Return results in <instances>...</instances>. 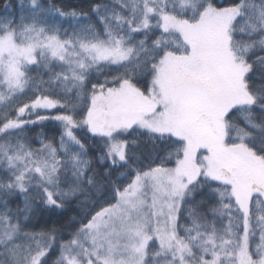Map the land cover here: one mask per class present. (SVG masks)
<instances>
[{
    "label": "snow or ice",
    "instance_id": "snow-or-ice-1",
    "mask_svg": "<svg viewBox=\"0 0 264 264\" xmlns=\"http://www.w3.org/2000/svg\"><path fill=\"white\" fill-rule=\"evenodd\" d=\"M3 7L0 264H264V0Z\"/></svg>",
    "mask_w": 264,
    "mask_h": 264
},
{
    "label": "trees",
    "instance_id": "trees-1",
    "mask_svg": "<svg viewBox=\"0 0 264 264\" xmlns=\"http://www.w3.org/2000/svg\"><path fill=\"white\" fill-rule=\"evenodd\" d=\"M4 2H6V0H0V14L4 13V7H3ZM86 2L87 0H61V3L65 6L81 5V4H86ZM15 3L16 0H12V4L15 5ZM51 129L52 126L49 125L44 129V131L47 132L49 135H55L56 133L53 132ZM36 131H39V129H37ZM52 219H55V217H53Z\"/></svg>",
    "mask_w": 264,
    "mask_h": 264
}]
</instances>
